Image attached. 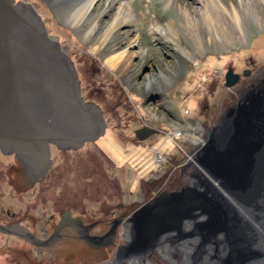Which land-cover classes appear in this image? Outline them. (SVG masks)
Wrapping results in <instances>:
<instances>
[{
	"label": "rangeland",
	"instance_id": "obj_1",
	"mask_svg": "<svg viewBox=\"0 0 264 264\" xmlns=\"http://www.w3.org/2000/svg\"><path fill=\"white\" fill-rule=\"evenodd\" d=\"M17 1L33 8L46 37L56 42L70 61L82 102L97 105L105 126L102 135L92 142L84 140L76 149L62 151L47 142L48 166L43 174L28 182L19 180L14 152L0 149V225L16 221V225L44 241L61 213L69 211L83 225L89 224L88 236L99 239L86 240L66 228L56 242L37 244L2 230L0 264L123 263L128 256L122 246L129 241L133 214L146 202L152 204L161 192L187 187L198 191L196 159L198 146L204 141L203 132L243 93L264 81V23L257 24L244 13V37L234 34L228 45L204 40L196 48L175 0H130L136 20L118 26L100 45L96 40L110 21L105 14H99L104 0L94 3L85 14V22L82 20L77 28L64 22L65 13L77 1L13 3ZM220 1L241 10L247 3L254 4L262 9L264 17L260 0ZM181 5L201 9L198 0H181ZM92 18L93 31L87 38L84 33ZM153 22L160 26L172 23L173 38L153 34ZM113 53H123L125 61L112 70L104 59ZM228 68L238 79L226 87L223 82ZM243 70H248L246 76L242 75ZM155 78L162 84L155 85ZM141 129L151 132L139 137L136 131ZM195 219L193 228L197 229L199 218ZM258 228L262 239L259 242L264 243V229ZM191 240L199 245V236ZM156 242L132 255L139 261L123 264H180L178 251L169 250L173 246ZM220 244L227 253L224 242L216 246L219 252L214 246L210 253L226 255ZM189 247L192 249L193 245ZM247 263L255 264L256 260Z\"/></svg>",
	"mask_w": 264,
	"mask_h": 264
},
{
	"label": "water",
	"instance_id": "obj_2",
	"mask_svg": "<svg viewBox=\"0 0 264 264\" xmlns=\"http://www.w3.org/2000/svg\"><path fill=\"white\" fill-rule=\"evenodd\" d=\"M247 74L248 70L242 71L243 76ZM237 79L238 75L228 68L223 85L231 86ZM78 82L70 61L58 44L46 37L33 8L18 1L0 0V149L14 152L20 181L28 182L43 174L49 163L47 142L64 151L102 135L105 125L99 108L82 102ZM136 132L139 136L151 131ZM204 133L196 159L198 191L190 187L164 191L152 204L140 206L131 218L129 243L142 242V249L150 247L155 234L198 213L203 215L199 221L201 231L209 235L223 231L229 244L231 230L227 223L239 227L242 222L237 207L262 217L264 81L243 93ZM75 222L76 218L63 211L44 241L16 224L0 225V231L15 232L37 244H50L58 240L63 227ZM229 247L230 253L234 251V260L244 254L240 246Z\"/></svg>",
	"mask_w": 264,
	"mask_h": 264
},
{
	"label": "bare ground",
	"instance_id": "obj_3",
	"mask_svg": "<svg viewBox=\"0 0 264 264\" xmlns=\"http://www.w3.org/2000/svg\"><path fill=\"white\" fill-rule=\"evenodd\" d=\"M73 1H77V3L75 2L71 9L67 13H65L64 22L69 27L77 28L82 25V20L83 22H85V14H87L88 11L92 9L94 3L98 0ZM170 1L171 0H167V3H169ZM198 2L201 3V9H191L189 5L182 6L181 0H175V6L180 14V18L183 20V26L189 36L190 41L194 44L196 48L200 47L204 40L213 42L215 45H228L231 42L229 38L233 37L234 34L241 38L243 36L244 30V13L252 16L257 24L264 23L262 9L251 3L245 4L244 10H241L240 8H236L232 4L230 6H226L220 0H198ZM102 3L103 4L99 11V14H105L110 19V21L108 22L106 29L104 30L102 35H100L96 40L100 45L107 39L111 32H114L116 30L118 26L127 23L130 24L134 22V20H136L133 19V12L130 6V0H104V2L102 1ZM258 4H260L262 8L264 7L263 0L258 1ZM115 8L116 12L114 14ZM93 22H95V20L92 18L89 22L90 25H88L87 30L84 33V35L86 34L85 36L87 38L92 34L93 28L91 27V25ZM150 28L153 34H168L169 39H172V36L175 35V28L173 27L172 23H167L165 26H160L157 23L153 22ZM202 32L205 33L204 36L202 35ZM124 56L125 55L123 53L109 54L105 57L104 64L107 65L106 67L113 70L118 66L117 64L122 66L125 61ZM153 80H155V83L153 82L155 85L162 84L158 78H155ZM237 210L238 214H242L240 215L242 222L239 227L238 225L227 223V228L231 230V233L228 234V240L229 238H231V242L229 244L225 239L226 237L223 231H217L216 233L209 235L201 231V222H199L197 225V233L200 236L202 245H205L212 239H214L213 243L215 244V246H217L221 242H224L227 246L228 254L230 253V245L231 247L240 246L241 248H243L242 250L244 251V254L236 258L235 260L232 258L234 251L231 249L229 257L227 254L222 257L221 261L223 264H245L250 259L259 256V254L261 253V251L256 248L254 240L257 237L259 231H261L258 226L264 229V226H262L264 224V214L262 215V217H259L257 215L252 214L248 208L237 207ZM197 217L200 221L203 218V215H198V213H194L191 217H187L185 219H195ZM185 219H182L180 223L178 222L176 223V225H171L170 230L158 227L164 230H161V233H157L154 235L156 236L154 239V243L158 240L161 235L165 233H170L171 231L179 233L181 223ZM154 227L156 228V226ZM238 228L241 229V232H238ZM218 235H222V239L219 240ZM242 238H245L244 241H241ZM238 239L240 241H238ZM144 246L145 245H142V242L129 243L128 241L126 245L122 246V251L125 252L124 255L130 257L133 254L139 252V249H142V247Z\"/></svg>",
	"mask_w": 264,
	"mask_h": 264
},
{
	"label": "flooded vegetation",
	"instance_id": "obj_4",
	"mask_svg": "<svg viewBox=\"0 0 264 264\" xmlns=\"http://www.w3.org/2000/svg\"><path fill=\"white\" fill-rule=\"evenodd\" d=\"M204 134H203V138H201V141L204 140ZM39 179H41V178H37V180H39ZM151 193L153 195L157 194L156 192H151ZM66 212L69 214L70 218H76L77 222L73 223L72 226L63 227L62 230H65L66 228L71 229V230H74L78 234V236L81 238H84L86 240H88V238H92L93 240L98 241L99 238H97V236L94 237V236H88L87 235V231L89 229V226H88L89 224L83 225V223L80 222L79 218H77L75 216H71L69 211H66ZM62 214H63V212L61 213V215ZM61 215H60V217H61ZM15 222H8V223H6V225L13 224ZM196 222H197V220L194 218H189V219L183 220V222L181 223V228H180L179 233L174 232L173 235H170V233H165V234L161 235L158 238L156 245H158L161 241H164V242H166V247L173 246L174 247L173 250H171L169 248L168 249L170 250V252L171 251H178L179 255L181 256L180 264H215V263H213L215 261H218V262H220V264H223L221 261L223 256H218L215 253L214 254L210 253V250H212L213 247L215 246V244L213 243L214 239L207 242L206 243L207 245L206 244L202 245L200 236L197 233V229L193 228L195 226ZM90 225H92V224H90ZM62 230H61V232H62ZM61 235L62 234L60 233V236ZM195 235L199 236V245L198 246L197 245L195 246L194 240H191V238H193ZM169 239H171L172 242ZM259 240L262 241V239H260V236L258 235L255 238L254 243L256 245V248L259 251H261V253L259 254V256L255 257L253 259H250V260H256L255 264H264V243L259 242ZM191 245H193L192 249L189 247ZM220 245L222 247L221 250L225 254L226 253L225 249H224L225 246L222 244H220ZM214 250L216 252H219V250H218V248H216V246L214 247ZM135 260H136V262L139 261V259H136L134 256H130V257H128L127 261H122V262L123 263L124 262H126V263L132 262L133 263ZM123 263L120 262L119 264H123ZM247 264H249V263H247Z\"/></svg>",
	"mask_w": 264,
	"mask_h": 264
}]
</instances>
